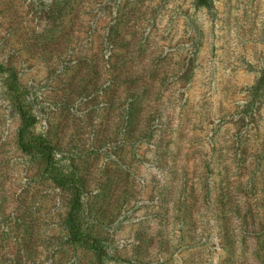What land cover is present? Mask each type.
<instances>
[{"label": "rangeland", "instance_id": "obj_1", "mask_svg": "<svg viewBox=\"0 0 264 264\" xmlns=\"http://www.w3.org/2000/svg\"><path fill=\"white\" fill-rule=\"evenodd\" d=\"M0 64L107 264H264V0H0ZM8 75L0 264H98L69 240L73 191L19 146Z\"/></svg>", "mask_w": 264, "mask_h": 264}, {"label": "trees", "instance_id": "obj_2", "mask_svg": "<svg viewBox=\"0 0 264 264\" xmlns=\"http://www.w3.org/2000/svg\"><path fill=\"white\" fill-rule=\"evenodd\" d=\"M199 4L210 7L212 0H199ZM51 10L50 14L54 12L63 13V10L56 8ZM50 14L48 17H50ZM56 17V25H63V21ZM46 32H44L45 34ZM42 34V35H44ZM65 64V63H64ZM0 73H8L6 88L14 94V101L17 106V111L21 117V128L19 130V146L25 154L39 157L44 165L45 174L49 179L57 185L58 188L71 189L72 199L69 205V212L67 213L66 224L69 229L70 242L73 245L85 246L96 257L98 264H107L109 259V251L104 243L96 238L94 235L84 232L79 222V213L83 206V194L79 187V178L75 172H67L62 166V157L52 142L42 134H36L32 131L38 122V117L30 114L29 105L26 104L24 92L18 81L15 70L6 67L5 64H0ZM28 96V94H27Z\"/></svg>", "mask_w": 264, "mask_h": 264}]
</instances>
